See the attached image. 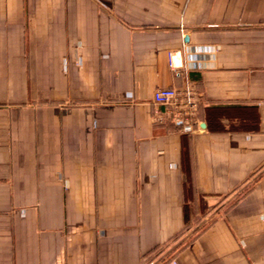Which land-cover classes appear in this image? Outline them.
Instances as JSON below:
<instances>
[{"label":"crops","instance_id":"crops-1","mask_svg":"<svg viewBox=\"0 0 264 264\" xmlns=\"http://www.w3.org/2000/svg\"><path fill=\"white\" fill-rule=\"evenodd\" d=\"M0 264H264V0H0Z\"/></svg>","mask_w":264,"mask_h":264},{"label":"built area","instance_id":"built-area-1","mask_svg":"<svg viewBox=\"0 0 264 264\" xmlns=\"http://www.w3.org/2000/svg\"><path fill=\"white\" fill-rule=\"evenodd\" d=\"M170 63L177 67L174 52L169 53ZM155 109L153 121L156 123L171 122L182 131H189L194 122V115L199 106L196 88L187 84L183 88L161 87L153 97Z\"/></svg>","mask_w":264,"mask_h":264},{"label":"rangeland","instance_id":"rangeland-1","mask_svg":"<svg viewBox=\"0 0 264 264\" xmlns=\"http://www.w3.org/2000/svg\"><path fill=\"white\" fill-rule=\"evenodd\" d=\"M189 228L187 227V229L186 230H188ZM157 252L156 253H154V254H152L151 255V257H150V260H153L156 256H157ZM158 256H160V255H158ZM158 258V257H157Z\"/></svg>","mask_w":264,"mask_h":264},{"label":"trees","instance_id":"trees-1","mask_svg":"<svg viewBox=\"0 0 264 264\" xmlns=\"http://www.w3.org/2000/svg\"><path fill=\"white\" fill-rule=\"evenodd\" d=\"M242 111V110H241ZM245 110H243V112H244ZM246 114H249V113H246ZM247 121V120H246Z\"/></svg>","mask_w":264,"mask_h":264}]
</instances>
